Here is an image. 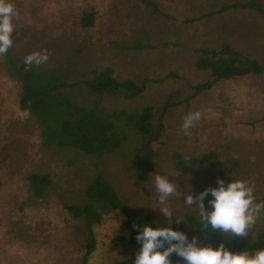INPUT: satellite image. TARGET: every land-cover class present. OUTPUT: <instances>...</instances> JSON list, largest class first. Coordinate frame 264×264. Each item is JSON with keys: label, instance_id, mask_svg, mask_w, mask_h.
Instances as JSON below:
<instances>
[{"label": "rangeland", "instance_id": "rangeland-1", "mask_svg": "<svg viewBox=\"0 0 264 264\" xmlns=\"http://www.w3.org/2000/svg\"><path fill=\"white\" fill-rule=\"evenodd\" d=\"M150 1L172 19L154 15L142 0H10L20 14L14 21L12 51L24 60L32 52L47 50L50 58L44 65L70 62L78 72L85 71L91 58L98 69L110 66L119 81L158 80L169 73L179 77L150 83L133 100H125L121 92L108 100L111 108L126 106L131 111L153 104L155 121L163 107L171 106L164 112L161 138L151 146L154 169L144 182L127 169L140 142L131 130L121 148L100 161L124 207L150 216L146 224L154 228L171 225L149 206L156 197L155 174L177 169L174 155L200 158L216 154L211 165H196L181 174L182 191L191 188L198 194L213 187L217 172H225L228 183L255 177L257 198L264 199V73L218 82L191 98L192 87L210 79L208 72L194 69L199 55L193 50L219 51L228 46L261 63L264 16L248 9L221 12L225 6L249 0ZM259 2L264 9V0ZM87 13H95V22L85 29L81 19ZM186 19L192 22L188 25ZM136 42L152 47L123 50ZM164 43L174 45L165 47ZM21 90V83L7 72L0 57V264H82L85 227L63 205L77 203L95 174L94 160L72 149L44 147L39 123L20 108ZM184 98L189 103H179ZM197 110L202 118L191 129V136H186L181 130L184 117ZM32 174L51 176L41 199L29 189ZM182 204V200H173L178 212ZM125 220L114 211L92 226L95 247L86 264L117 263L136 253ZM257 230H264V218ZM185 233L204 244L200 231L187 227ZM234 238L254 240L251 233Z\"/></svg>", "mask_w": 264, "mask_h": 264}, {"label": "trees", "instance_id": "trees-1", "mask_svg": "<svg viewBox=\"0 0 264 264\" xmlns=\"http://www.w3.org/2000/svg\"><path fill=\"white\" fill-rule=\"evenodd\" d=\"M142 1L145 6L151 8L154 15L158 13L167 19H172V17L161 13L152 1ZM229 9L254 10L264 16V9L259 0L231 4L221 9V12ZM94 22L95 13H87L81 19V25L85 29L93 27ZM184 22L189 25L192 20L186 19ZM163 45L168 47L174 44L164 43ZM151 47L136 42L129 47H123V50L137 51ZM193 52L199 55L194 63V69L208 72L210 79L193 86L194 92L191 98L201 92L208 91L218 82L264 73V61L257 62L228 46H224L219 51L202 48L195 49ZM3 58L7 72L21 83L20 108L29 111L39 123L43 146L46 148L55 147L58 150L72 149L82 152L94 160L92 167L95 174L90 178L77 203L63 205L68 215L72 219L82 221L85 227L86 237L84 243L81 244L84 248L82 264H86L88 255L95 247L92 226L100 224L103 216L114 211L125 216L124 226L129 230V242L135 246L137 253L141 244L135 239L138 231L134 229L133 225L150 223L151 218L148 215L141 216L133 213L124 207L122 199L108 182L100 161L106 154L118 151L127 140V132L131 130L140 138V142L134 149L133 159L127 169L128 172H132L136 176L139 182H144L154 169V153L151 146L161 138L164 130V112L171 106L163 107L155 121L153 104L131 111L126 106L111 108L109 105L111 102L109 103L108 100L119 92L123 94L125 100H133L144 93L148 84H158L167 79H178L179 77L169 73L158 80L144 77L139 83L131 79L119 81L110 66L98 69L93 66L94 61L91 58L92 62L89 61V66L86 64L85 71L80 72L75 68V65L69 66L70 62L50 67L48 64L29 66L25 64L21 56L12 51V48ZM179 103H189L188 98L180 100ZM174 156L178 160L177 169H182V173L188 172L190 167H196V165H211L216 158L214 153L202 155L200 158L192 157L191 165L186 166L183 155ZM50 179V174L29 176V189L33 195L39 199L43 198L50 187ZM218 179H224L225 184L229 181L225 172H217L213 187H218ZM212 198L209 194L205 199L206 208H211L208 201ZM188 221L195 228L190 224L176 225L175 223L169 227L184 232L187 227L200 231L193 216H189ZM203 235L205 237L203 245L218 247L220 243H224L233 252L264 248V230H257L256 239L249 242L234 237L227 238L220 233L210 231L203 232ZM136 253L111 264H134ZM172 259L174 264L178 257L173 254Z\"/></svg>", "mask_w": 264, "mask_h": 264}, {"label": "clouds", "instance_id": "clouds-1", "mask_svg": "<svg viewBox=\"0 0 264 264\" xmlns=\"http://www.w3.org/2000/svg\"><path fill=\"white\" fill-rule=\"evenodd\" d=\"M19 18V11L10 0H0V57L13 45L14 21ZM49 58L50 53L44 50L27 55L24 62L29 66L41 65ZM201 118L199 110L186 115L181 125L184 135L191 136V129ZM183 160L186 166H190L192 157L185 155ZM181 174L182 169H166L157 172L152 180L156 197L149 207L160 211L167 224L191 225L188 217L193 216L202 233L216 232L228 238L248 237L251 233L256 239L258 223L264 218V199L257 198L255 177L234 179L227 184L224 179H218V187H207L194 195L191 188L181 190ZM209 194L213 197L208 201L211 208H206L205 199ZM173 200L183 201L179 212L174 208ZM133 227L138 231L135 239L141 244L134 264H173V254L178 257L175 264H264V248L233 252L224 243L218 247L200 245L198 237L189 239L184 231L169 226L154 228L150 224H134Z\"/></svg>", "mask_w": 264, "mask_h": 264}]
</instances>
